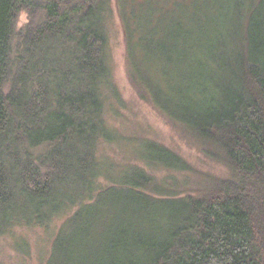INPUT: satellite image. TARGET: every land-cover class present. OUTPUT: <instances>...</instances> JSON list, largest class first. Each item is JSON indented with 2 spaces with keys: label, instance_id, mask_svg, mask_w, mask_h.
Masks as SVG:
<instances>
[{
  "label": "trees",
  "instance_id": "1",
  "mask_svg": "<svg viewBox=\"0 0 264 264\" xmlns=\"http://www.w3.org/2000/svg\"><path fill=\"white\" fill-rule=\"evenodd\" d=\"M164 2L0 0V237L49 231L61 264H264V0L191 2L193 24ZM116 15L138 97L224 177L192 185L123 125Z\"/></svg>",
  "mask_w": 264,
  "mask_h": 264
},
{
  "label": "rangeland",
  "instance_id": "2",
  "mask_svg": "<svg viewBox=\"0 0 264 264\" xmlns=\"http://www.w3.org/2000/svg\"><path fill=\"white\" fill-rule=\"evenodd\" d=\"M142 1L144 5H155L162 0ZM165 1H168V7L160 13L164 19H177L180 16H188L189 19L185 21L193 24V5L191 4L189 11L183 7L189 6L191 2L196 3L198 0ZM163 3H165L164 0ZM115 18L117 19L115 33L112 35L110 42L115 81L126 103V108L123 110L126 121L122 119L123 125L135 132H144L150 137L158 139L159 142L185 159L194 169L195 174L193 175L190 172L176 174L180 178L188 174L192 185L193 178L207 180L210 176L215 178L224 177L228 172L224 165L206 158L200 152V149L184 136L183 132L154 109L150 103L138 97L127 75L123 33L119 26L118 16L116 15ZM27 21V14L21 12L17 18L16 28L22 29ZM55 252L56 248L52 243L49 231H44L38 227L17 228L12 233L0 237V264H61L62 255L57 254L54 257Z\"/></svg>",
  "mask_w": 264,
  "mask_h": 264
}]
</instances>
